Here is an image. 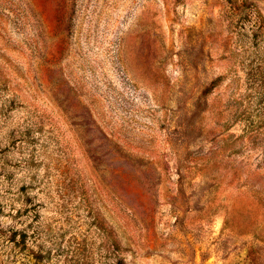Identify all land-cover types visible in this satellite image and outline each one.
<instances>
[{
    "label": "rangeland",
    "instance_id": "1",
    "mask_svg": "<svg viewBox=\"0 0 264 264\" xmlns=\"http://www.w3.org/2000/svg\"><path fill=\"white\" fill-rule=\"evenodd\" d=\"M0 264H264V0H0Z\"/></svg>",
    "mask_w": 264,
    "mask_h": 264
}]
</instances>
